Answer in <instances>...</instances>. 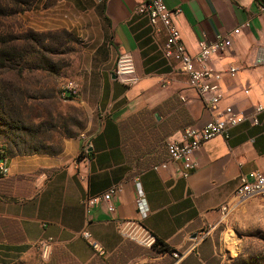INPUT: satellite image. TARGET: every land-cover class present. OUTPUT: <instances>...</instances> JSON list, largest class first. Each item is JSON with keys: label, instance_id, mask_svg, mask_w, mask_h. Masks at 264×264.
Masks as SVG:
<instances>
[{"label": "crops", "instance_id": "obj_1", "mask_svg": "<svg viewBox=\"0 0 264 264\" xmlns=\"http://www.w3.org/2000/svg\"><path fill=\"white\" fill-rule=\"evenodd\" d=\"M140 0H38L29 14L36 30L64 29L80 47L76 101L89 110L84 133L64 137L55 152L14 153L0 176V264H172L166 251L138 244L119 231L144 228L175 251H192L194 238L230 198L244 175L264 172V111L258 125L242 122L229 137L213 136L193 152L194 170L181 174L166 160L164 142L180 139L186 126L199 127L224 106L247 113L264 108V0H163L178 8L172 21L188 53L198 41L226 35L230 44L208 65L221 74V99L210 112L187 85L176 62L159 50ZM32 11V10H31ZM238 29L237 32H233ZM129 52L136 81L114 75L118 55ZM263 61L255 62L256 55ZM235 68L233 73L228 72ZM138 180L146 211L135 205ZM114 210L98 199L112 184ZM96 200L87 204L88 197ZM87 231L102 248L97 253L80 236ZM51 238L46 259L36 242ZM186 255V254H185Z\"/></svg>", "mask_w": 264, "mask_h": 264}, {"label": "rangeland", "instance_id": "obj_2", "mask_svg": "<svg viewBox=\"0 0 264 264\" xmlns=\"http://www.w3.org/2000/svg\"><path fill=\"white\" fill-rule=\"evenodd\" d=\"M38 0H0V154L55 152L68 134L84 133L89 110L62 101L61 84L77 78L80 47L64 29L36 30ZM32 10V11H31ZM192 251L172 264H264V192L220 212L198 230ZM186 254V255H185Z\"/></svg>", "mask_w": 264, "mask_h": 264}, {"label": "built area", "instance_id": "obj_3", "mask_svg": "<svg viewBox=\"0 0 264 264\" xmlns=\"http://www.w3.org/2000/svg\"><path fill=\"white\" fill-rule=\"evenodd\" d=\"M263 10V6L259 7ZM137 16L144 17L150 29V35L153 39L157 36L162 37V42L159 45L161 55L170 61L176 62L178 70L185 76L187 85L196 91L198 98L201 100L204 107L212 112L217 103L221 99L219 71L213 70L208 61L212 54L220 55L225 48L230 44V39L226 35L216 34L212 41H207L201 38L198 41V51L196 53H188L184 48L178 30L176 29L172 17L178 12V8H168L163 0H140L133 9ZM234 29L233 32H237ZM263 58L261 55H256L255 62L261 63ZM235 68L230 67L228 72L233 73ZM115 77L125 85L134 83L137 77L134 74L133 60L129 52L122 53L117 56L114 66ZM78 85L74 81H68L61 84L58 88V96L62 101L74 99L78 94ZM264 111L261 105L255 104L247 113L238 112L231 106H224L217 116L211 117L199 127L186 126L181 130L180 139H167L164 142L166 160L153 164L152 169L165 167L166 162L178 163L181 169V174L186 176L196 167V162L192 158L201 143L213 136L229 137V130L235 125L247 122L250 125L259 124V116ZM6 157L0 158V176L7 173ZM250 180H247L244 175L239 176V182L233 189L231 196L226 201L222 202L217 208L220 212L227 211L239 201L251 197L255 194L264 192V172L254 170L250 172ZM136 198L135 205L141 216L146 211L143 193L140 189L138 180L135 179ZM120 184H112L100 196V200L107 203L108 210L113 211L114 206L111 199L118 193ZM96 200V197H88L87 204H91ZM119 231L125 237L133 239L138 244L150 247L154 242V236L144 228L138 226L136 230H128L130 221L124 220ZM80 236L88 240L89 245L99 254L103 253L99 244L90 238L87 231L80 232ZM202 234L197 233L194 240H201ZM37 249L41 259H46L51 248V238H43L36 242ZM177 251H172V257H177Z\"/></svg>", "mask_w": 264, "mask_h": 264}, {"label": "trees", "instance_id": "obj_4", "mask_svg": "<svg viewBox=\"0 0 264 264\" xmlns=\"http://www.w3.org/2000/svg\"><path fill=\"white\" fill-rule=\"evenodd\" d=\"M64 31H66V30H64ZM2 54L3 53L0 50V67L4 66V65H6L7 63L10 62V60H7V58L3 57ZM67 136H70V134H68ZM10 154H12V153H10ZM10 154H8V155H10ZM8 155H6V153L4 151H2V153L0 154V158L3 157V156L7 157ZM150 247L155 249V250H157V251H161V252L166 251L168 253H171L172 251H175L170 246H168L164 241L160 240L156 236H154V242H153V244Z\"/></svg>", "mask_w": 264, "mask_h": 264}]
</instances>
